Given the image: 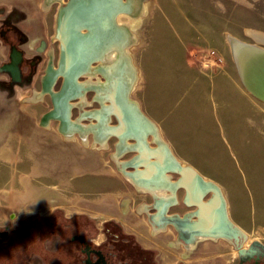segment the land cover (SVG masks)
Segmentation results:
<instances>
[{
	"label": "rangeland",
	"instance_id": "374dc122",
	"mask_svg": "<svg viewBox=\"0 0 264 264\" xmlns=\"http://www.w3.org/2000/svg\"><path fill=\"white\" fill-rule=\"evenodd\" d=\"M67 1L0 0V66L10 61L12 47L21 53L17 80L7 71H0V228L28 226L37 218L61 210L65 218L76 219L78 233L100 244L107 236L115 239L112 235L120 232L108 223L114 217L128 233L124 241L151 252V264H236L237 247H247L254 241L264 243V100L242 84L229 35L255 43L248 31L264 33V0H135L128 11L118 10L115 19L130 35L126 66L120 68L122 52L110 48L81 74L79 81L89 87L83 95L71 98L70 119L83 129L65 133L55 117H46L52 99L42 91V80L49 67L57 66V13ZM120 15L127 17L126 23L119 21ZM210 49L222 60L216 66L205 67L204 54ZM192 68L227 70L251 98L249 119L254 126L250 130L241 119L235 122L236 114L241 113V96L225 78L215 79L212 94L225 106L221 128L208 127V138L198 139L189 132L190 126L203 120L207 112L192 110L182 118L185 132L178 142L180 155L209 173L203 178L213 177L221 183L226 214L239 230L236 239L203 237L190 245L171 223L154 224L147 220L148 215L142 218L129 211V198L119 200L126 204L123 211L127 216L114 215L118 208L114 199L106 196L113 190H131L124 171L132 152L124 153L119 138L108 135L96 118H81V114L97 112L103 118L114 99L136 100L146 86L142 74L154 84L150 102L169 105L176 99L177 84L186 87L193 79ZM61 85L62 78L58 77L51 89L58 92ZM210 85L207 78L197 80L200 102H211L208 95L202 97ZM104 119L105 126L118 123L113 114ZM96 127L100 133H95ZM169 138L172 140V134ZM219 138L223 141L213 142L218 147L210 145ZM146 141L150 146L158 144L152 133L146 135ZM171 175L173 179L178 176ZM211 195L209 191L203 200ZM177 197L185 210H170L166 216L180 218L184 212L186 218H194L196 206L187 202L182 187H178ZM81 214L84 217H74ZM12 216L18 219L16 223ZM66 231L48 232L40 240L27 232L25 240L19 236L22 229L11 236L10 245H0V264H80L79 244L70 239L74 232L70 228Z\"/></svg>",
	"mask_w": 264,
	"mask_h": 264
},
{
	"label": "bare ground",
	"instance_id": "6f19581e",
	"mask_svg": "<svg viewBox=\"0 0 264 264\" xmlns=\"http://www.w3.org/2000/svg\"><path fill=\"white\" fill-rule=\"evenodd\" d=\"M134 2L135 0H68V6L59 7L56 32V37L60 44L59 57L57 66L55 68L49 67L44 74L42 91L50 95L53 101L52 108L46 117H55L59 121L60 129L63 132L69 133L72 130L81 131L83 129L82 126L70 119V100L73 97L83 95V91L88 89L89 86L83 84L78 78L83 72L91 69L92 63L100 54L110 48H114L122 52L120 68L123 69L126 66V59L124 58L127 53L126 45L129 42L130 35L126 28L117 23L118 20L116 21L115 14L118 10H123L125 8L126 11H128ZM118 19L126 23L127 17L120 15ZM248 32L255 43H247L229 35L230 50L235 61L238 56V49L245 45L248 47L250 45L255 46V50L258 49L264 52V47L261 46L264 45V33L253 30ZM235 65L237 67V62H235ZM58 77L62 78V83L64 81V91L62 93L55 92L51 89L53 81ZM242 77L244 78V76L240 74L239 78L242 84L248 91L254 94L246 84H244V79ZM258 85L261 90H264L262 76L257 80V86ZM261 94H263L261 99L264 100V92ZM107 114H113L116 117L118 121L117 125H103V120H105L104 118ZM102 116L103 118L97 112H84L81 114V118H96L98 120V126H103L107 134L118 137L122 142L126 138H133L135 140L134 144H128L127 146L121 145V148H133L137 152L134 158L151 157L157 160L159 155H165L174 159L166 143L159 141L155 147H150L146 143L145 137L148 133H152L155 136H157V133L153 124L140 112L134 100L114 99L113 107L106 109ZM95 132L100 133V128L96 127ZM130 161H127V163ZM132 162H134V160ZM178 163L182 165L180 162ZM190 169L194 171L192 168ZM168 173L169 172L160 173L158 178L153 181L140 179L135 170L125 172V176L133 181L138 188L159 194V198L155 201V206L157 208V213L153 216L155 220L164 219L173 222L172 217H164L163 215L169 205L164 190L169 189L174 192L179 184L177 181H171ZM206 182L210 185L209 191L212 197L221 200L223 205H225L223 194L218 185L210 181ZM184 235V239L189 240L190 244L200 237L216 238L221 236L230 240V237L226 234L184 233Z\"/></svg>",
	"mask_w": 264,
	"mask_h": 264
},
{
	"label": "crops",
	"instance_id": "0c3cea01",
	"mask_svg": "<svg viewBox=\"0 0 264 264\" xmlns=\"http://www.w3.org/2000/svg\"><path fill=\"white\" fill-rule=\"evenodd\" d=\"M142 71H143L142 73H144V70H142ZM192 75L194 77L190 82H189V80H187V82H189V84L186 87H184V85L181 86V84L178 86L177 81H176V84H177L176 88L177 89L175 91V96H176L175 101L169 105L162 106V105L153 104L150 102V100H152V98L155 94V92L153 91L154 84L151 82L149 76H147L146 74H144V75L142 74V77L144 78V84H146L145 90L142 91V93H140L139 96H136L135 97L136 100H134V101L137 103V106H138L140 112L153 124V127L155 128V131L157 133V136H155V135L154 136L158 140V142L160 141V142L166 143L168 148H169L170 153L172 154V156L174 157L175 160L180 162L183 166H188V167L192 168L196 174H198L202 177V176H209V173H206L204 171H200L195 164L188 162L187 160H185L180 155L181 151H180V145L178 142H180V140H181V137H182L181 133L184 134V132H185V129L183 128L184 124L182 123V118L184 116H186V114L192 110L193 111L197 110L199 112L202 110L203 113L207 112L206 114L204 113L205 117L203 120H196L190 126L191 129L189 132H191L193 134V136L195 138H198V139H200L202 136L208 138V133H209L208 129H207L208 127L213 126V127L221 128L220 125H221V120H222V110L225 109V106L222 103L221 104L217 103L214 99V96L212 95L213 94V84L215 83L216 78H217V80L220 78H225L239 92V94L241 96L240 104H242L241 105V113L236 114L235 122H237L238 119H241L242 125L246 126L250 130L254 126L253 124L250 123L251 120L249 119L250 118L249 115L252 111L251 106L253 105V103L251 102V98L249 97L248 93H246V92L244 93L239 88V86H237L236 82L233 81L232 77L229 76L230 73L227 70L221 69V70L216 71V72L215 71L214 72H212V71L207 72V71H203V70H199V69L197 70V69L192 68ZM199 77L207 78L211 83L209 91H207L206 94L203 93V95H202V97H205V96L207 97V95H208V99H209V101H211L209 103H203V102H200V100H199V95H198L199 90L195 89V85H196ZM218 86H219V84H218ZM245 89L247 90L246 87H245ZM248 92L251 93L250 91H248ZM169 134H172V140L169 138ZM108 135H111V134H108ZM219 135H220V132H219ZM96 136H98V134H96ZM126 139H128V138H126ZM126 139H124L123 142L119 139L120 140V142H119L120 148H121V145L127 146L128 144L132 145L135 143V140L133 138H129V139H133L134 140L133 142H128ZM145 140H146V137H145ZM215 141L221 142L223 140L220 138L216 139V140H212L211 141L212 143L210 145L213 147H215V146L218 147L217 142L213 143ZM173 142H175L176 147L173 144ZM104 143H105V146H106V144H108L107 139L104 140L103 144ZM146 143H147V141H146ZM131 145H129V146H131ZM150 147H155V146H150ZM121 150L124 153L132 152L131 156L127 160V161L131 160V161L129 163H127V161H126L128 169H126L124 171V177L127 180V182L129 183L128 185H130L129 187L131 188V190H128L126 188L125 190H121V193H118L117 190H113L107 194L106 197L113 198L115 201L114 206L116 205V207L118 208L117 209L118 211H116V209H115L114 215L115 216H123V217L127 216V213L123 211V208H124V206H126V204H120L119 200H123L124 198H129L132 201V207H130L129 204L126 206V208L129 211H132L134 214L136 213L137 215H141L142 218L144 217L143 214L150 216V217L147 216V218H149L147 220L152 221L154 224L168 223L169 221H167V220H164V219L155 220L153 218V216L157 213L155 201H156V199L159 198V194L152 193L150 191H146V190H143L141 188H138L134 184L133 181H131L129 178H127L125 176V172L135 170V171H137L140 179L148 180L147 178H145V176L140 174L141 172H144V170H145L144 166H142V165L136 166L133 164L136 161V159L138 158V157L134 158L136 156L137 152L133 148H129V147H127V148L123 147V148H121ZM158 157H160V155ZM158 159L155 160L154 158H151V157L148 158V160L150 162H157ZM133 160H134V162H132ZM171 173L172 172L168 173L171 181H173V182L177 181L179 178V175L177 173H175L178 176H176L175 179H173ZM209 178H203V179L205 181H210L212 183L217 184L218 187L220 188V190H222L221 183L217 179H214L213 177H209ZM113 181L115 182V179ZM149 181H153V180H149ZM177 189L174 192L171 190L172 191L171 194L167 193L169 191V189L164 190L166 199L169 202V205L163 214L164 217H168V216H166L167 211H170V210L172 211L174 209L175 210H181V209L185 210V207H184L185 204L183 203V201H182V203L184 205L181 204V202L178 200ZM185 196H186V192L184 189V197ZM211 197H212V195L208 199H210ZM185 199H186V197H185ZM208 199H206V200H208ZM56 207H58V206H56ZM225 211H226V207H225ZM103 212H105V211H103ZM82 213H84V212H82ZM101 213H102V211H101ZM182 213H183V214H181L182 217H180V218H186L184 216L185 215L184 212H182ZM12 214L14 215V213H12ZM175 214L177 216H180L179 213H175ZM81 215H83V214H81ZM177 218H179V217H177ZM194 218H191V219L194 220ZM12 220L15 222L18 219L16 218V216H12ZM110 221L115 222L120 227V229H122L121 226L118 224L119 220H117L114 217H111ZM139 221H144V220L140 219ZM125 222L130 223V221H127V220H125ZM169 223H171L170 225L172 227H174V222H169ZM123 232L126 233L125 231H123ZM130 232L133 234V230H131ZM126 234H128V233H126ZM198 239H202V238L200 237ZM192 243H195V242H192ZM202 250H205V249H202ZM208 256H213V255L209 254Z\"/></svg>",
	"mask_w": 264,
	"mask_h": 264
},
{
	"label": "water",
	"instance_id": "95a60500",
	"mask_svg": "<svg viewBox=\"0 0 264 264\" xmlns=\"http://www.w3.org/2000/svg\"><path fill=\"white\" fill-rule=\"evenodd\" d=\"M68 4L69 3L67 1L64 6L66 7L68 6ZM58 15L59 11L57 13V22ZM237 55L238 56L235 62H237L238 64L237 67L239 76L240 74L244 76V78L242 77L244 79V84H246V86L254 93V95H256L258 98L263 97V94L261 93H263L264 90H261L259 88V85L257 86V80L260 76H262V81H264V52H261L258 49L255 50V46L250 45L248 47L247 45H245L238 49ZM9 56L10 61L8 63L2 64L0 66V71H7L12 79L17 80L20 73L19 63L21 62V53L16 50V48L12 47ZM63 84L64 81L61 85V89L58 91L60 93L64 91ZM158 158L159 159L157 162H150L148 158L138 157L133 164L136 166H144L145 170L140 174L145 176V178H147L148 180L157 179L160 173L163 172L177 173L179 175V178L177 180L179 184L178 187H182L185 189V197L187 202L196 206L194 212V220L172 217L173 222L179 224L183 232L186 234H226L230 238L236 239L239 231L228 219L225 207L221 200L214 197H211L208 200H203V197L209 192L210 185L202 177L192 171L188 166L180 165L173 158L165 155H160V157ZM6 233V231L0 232V237L5 236ZM71 239H77L81 243H85V240L80 235H74L71 237ZM87 248L88 245H86V248L84 250L87 255L85 264H110L105 262L103 256L99 251L95 252L98 255L97 260L92 262L89 258V250H87ZM237 251L239 254L243 252V250H240L239 247H237Z\"/></svg>",
	"mask_w": 264,
	"mask_h": 264
},
{
	"label": "flooded vegetation",
	"instance_id": "af4514ba",
	"mask_svg": "<svg viewBox=\"0 0 264 264\" xmlns=\"http://www.w3.org/2000/svg\"><path fill=\"white\" fill-rule=\"evenodd\" d=\"M195 217V216H194ZM36 219V218H35ZM188 220H192L191 218H187ZM195 219V218H194ZM16 223V222H15ZM112 223L119 231L118 235L113 234L112 236H115V239L111 237H106L104 242L100 244H95L92 241H90L88 238L85 239L82 234L75 233L70 236V239L74 235H80L85 240V243H81L79 240L76 239L79 246V252L82 255V259L80 261V264H85V259L87 258L86 253L84 252L86 245H88L87 250H89V258L92 262L96 261L98 258V255L95 253L96 251H99L101 255L103 256L105 262L110 264H138L135 263L131 257H129L126 254H123L122 250H148L147 248H144L142 246L136 245L135 243L131 244V247H127L128 241H124L123 239L129 238L128 234L124 233L122 229L115 223V222H108ZM174 227L178 228L180 230V235L182 238H184V232L181 228V226L174 222ZM27 225L25 226H17L13 225L12 227L8 228H0V232L6 231L5 236L0 237V245H10L12 243L11 236L15 233H20L22 229H25ZM176 228V229H177ZM182 230V231H181ZM9 239L8 241L6 239ZM119 238H121L119 240ZM122 241L123 243H120ZM125 243V244H124ZM124 244L123 247L120 246ZM116 245V247H115ZM114 246V248H113ZM240 250H243L242 253H238L236 264H264V243L260 242H252L247 247H239ZM4 250V248H2Z\"/></svg>",
	"mask_w": 264,
	"mask_h": 264
},
{
	"label": "trees",
	"instance_id": "16d2710c",
	"mask_svg": "<svg viewBox=\"0 0 264 264\" xmlns=\"http://www.w3.org/2000/svg\"><path fill=\"white\" fill-rule=\"evenodd\" d=\"M60 214V215H58ZM74 217L80 218L84 217L83 215H75ZM52 218H56L53 220ZM74 222L75 225L72 223ZM77 222L76 219L74 220L73 218H65L62 216V211L61 210H55L49 217H40L37 218L32 222L31 225H28L26 229H24L23 233H20L19 236L27 239V235L29 233H32L33 239H41L46 236V234L52 233V232H60L62 233H67V229L70 228V230H73V234L78 233L77 231L79 230V226L76 227ZM72 232V231H71ZM25 236V237H24ZM24 240V242H25ZM34 241V240H33ZM120 243H123L120 241ZM125 244V243H124ZM132 242H128V245L126 244L127 247H131ZM134 244V243H133ZM26 246V242L24 243ZM132 248V247H131ZM123 254L128 255L129 257L132 258V260L135 263L138 264H151L152 258H151V252L148 250H122Z\"/></svg>",
	"mask_w": 264,
	"mask_h": 264
},
{
	"label": "built area",
	"instance_id": "2783aa9c",
	"mask_svg": "<svg viewBox=\"0 0 264 264\" xmlns=\"http://www.w3.org/2000/svg\"><path fill=\"white\" fill-rule=\"evenodd\" d=\"M221 57L217 55L216 51L214 49H210L205 52L204 54V62L203 65L205 67L208 66H216L218 63L221 62Z\"/></svg>",
	"mask_w": 264,
	"mask_h": 264
}]
</instances>
